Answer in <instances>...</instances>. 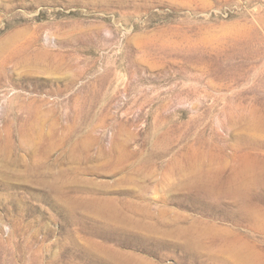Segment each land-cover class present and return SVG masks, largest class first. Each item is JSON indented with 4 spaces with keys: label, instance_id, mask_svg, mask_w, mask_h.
<instances>
[{
    "label": "rangeland",
    "instance_id": "rangeland-1",
    "mask_svg": "<svg viewBox=\"0 0 264 264\" xmlns=\"http://www.w3.org/2000/svg\"><path fill=\"white\" fill-rule=\"evenodd\" d=\"M0 264H264V0H0Z\"/></svg>",
    "mask_w": 264,
    "mask_h": 264
}]
</instances>
